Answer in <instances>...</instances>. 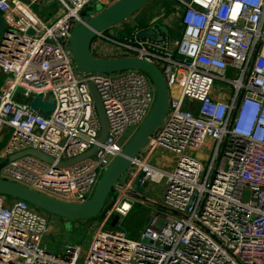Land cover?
Segmentation results:
<instances>
[{
  "label": "built area",
  "instance_id": "1",
  "mask_svg": "<svg viewBox=\"0 0 264 264\" xmlns=\"http://www.w3.org/2000/svg\"><path fill=\"white\" fill-rule=\"evenodd\" d=\"M55 1L58 15L44 19L35 0H0L10 28L0 53V136L10 134L0 150V161L7 159L0 178L81 202L121 152L125 133L149 114L156 86L141 69L79 70L72 31L90 2L106 0ZM175 1L179 36L138 38V27H125L93 39L96 56L157 65L169 105L88 246H49L55 215L0 193V264H264V0ZM91 82L108 122L103 142ZM49 95L52 110L31 107ZM94 145L92 155L62 164ZM29 149L53 161L28 152L11 157ZM158 149L172 154L173 166L149 160ZM137 179L138 187L161 183L164 192L133 238L121 219L135 203L146 204L133 188ZM116 214V225L104 226Z\"/></svg>",
  "mask_w": 264,
  "mask_h": 264
},
{
  "label": "water",
  "instance_id": "2",
  "mask_svg": "<svg viewBox=\"0 0 264 264\" xmlns=\"http://www.w3.org/2000/svg\"><path fill=\"white\" fill-rule=\"evenodd\" d=\"M148 1L150 0H116L112 4L100 11H96L95 13L84 11L83 21L75 26L70 37L75 63L79 70L114 72L130 68L141 69L153 79L156 86V99L149 114L124 144L121 152L113 158L104 170L92 196L81 202L62 201L41 193L22 183L4 178H0L1 194L22 198L31 204L56 216L65 218L68 221L92 219L95 217H98L99 219L105 218L106 213L112 204V200L109 197L111 194L115 193L114 189L120 188L121 184L127 180V169L131 165L132 160L148 145L151 135L164 119L168 110L169 94L163 73L157 65L138 56L117 58L96 56L92 52V42L98 32L108 31L120 24ZM138 28L139 29L136 32L138 38L149 37L162 40L165 36L170 35V29L167 23L164 20H160L159 17L155 19V26H141ZM9 30L10 28L5 21L3 14L0 12V53L3 49V44ZM89 86L101 118L102 132L99 140L100 142H103L107 137L108 122L100 95L95 85L91 82ZM52 98L51 95L47 96V98L41 96L35 97L31 101V107L36 110L48 112L55 106ZM97 148L98 145H94L86 153L79 155L72 160L62 162V164H70L88 157L92 155ZM27 152L38 155L51 162L53 161L50 156L34 149L26 150L11 157L13 158ZM6 161L7 159L0 161V170L6 164ZM139 181L140 179H137L133 183V188L142 194L149 183L145 181L143 185L138 187ZM118 220L119 215L116 214L111 222L112 226H115Z\"/></svg>",
  "mask_w": 264,
  "mask_h": 264
},
{
  "label": "rangeland",
  "instance_id": "3",
  "mask_svg": "<svg viewBox=\"0 0 264 264\" xmlns=\"http://www.w3.org/2000/svg\"><path fill=\"white\" fill-rule=\"evenodd\" d=\"M116 0H106L105 4L97 1H92L89 3L88 8L85 10L88 13H95L96 11H100L103 8L107 7L108 5L112 4ZM177 2L175 0H150L147 3H145L139 10H137L135 13H133L130 17L125 19L123 22L120 24L116 25L113 27L111 30L116 31L119 29L125 28V33H129L130 31L129 28V22L132 19V17H135V21H137L139 24L142 26H150L152 25V22H154L153 18L156 16L159 17L160 20H164L165 18L168 19V23L170 28V33L171 36H179L181 31H182V26L180 25V13L179 14L175 13L176 12V4ZM176 4V5H175ZM172 5V6H171ZM175 5V6H174ZM34 11L37 12L38 6L35 4L32 6ZM181 10V9H180ZM58 15V4H56L55 8L53 9L52 12L49 14H45L47 19H54ZM4 81V76H0V91H1V84ZM228 86L227 82H225ZM138 128V126H132L124 135V139L126 142L128 139L132 136L134 131ZM1 135V133H0ZM10 134L4 133L3 136H0V150L2 147H4L8 140H9ZM143 154V153H142ZM167 155H172L171 153L167 152ZM132 167L130 165L127 169V172L129 174V169ZM128 177V176H127ZM99 182V181H98ZM151 189L149 192H146V194H143V198L146 199L147 201L146 204H141V203H135L134 207L132 210L129 212V214L121 219V225L129 231V235L133 238H138L141 234V231L143 229V225L145 221L149 218L151 214V208H150V201L153 203L157 204H162L158 201L161 200V193L163 190V184L161 183H153L150 185ZM115 193L111 194L109 197L111 200L116 198V196L119 195V190H115ZM149 196V197H148ZM162 209V207H160ZM56 216V215H55ZM60 217V216H56ZM80 221V228L72 227L71 222L65 221L63 227V233L62 234H55V233H49L48 236V245H54L56 242H65L69 239H72L73 243H80L82 244L83 247L88 246V241L92 237L93 230L95 227L100 226L102 224V219L99 220L98 217L92 218V219H81L78 220ZM106 227H111V222H105L104 223ZM57 225V224H56ZM57 232L58 229H55ZM58 233V232H57Z\"/></svg>",
  "mask_w": 264,
  "mask_h": 264
},
{
  "label": "crops",
  "instance_id": "4",
  "mask_svg": "<svg viewBox=\"0 0 264 264\" xmlns=\"http://www.w3.org/2000/svg\"><path fill=\"white\" fill-rule=\"evenodd\" d=\"M25 1H31V0H25ZM35 4L38 6L37 13H39L44 19H47L45 14H49L50 12H52L53 9L55 8L57 2L55 0H35V2L32 3V6H34ZM176 7H177V5H176ZM156 18H157V16L155 18L151 19V20L154 21ZM164 21L167 23V25H168V27L170 29L171 27L169 26L168 19L165 18ZM127 25H129V28H128V30L130 29V31H128L129 33L132 32L133 30H135L137 27H141L142 26L137 21H135V17H132V19L130 20L129 24H127ZM142 151H141V153H142ZM149 160L152 163H154V164L163 165V166H173V164H174L173 156L172 155H167V152L163 151L161 149L156 150L152 154V156L149 158ZM151 184H153V183H149L147 188H146V190L142 194H146V192H149L150 190H152L151 186H150ZM163 192H164V186H163V190H162V193H161V200L158 201L160 203H162ZM149 204H150L151 211L153 210L152 207H159V204L153 203L152 201H150ZM147 220L145 221L144 225L146 224ZM65 221H68V220L65 219V218H62V217L54 216L52 218V227H51L50 233H55V234H59V235L62 234L63 233L62 229H63V227H65V225H64ZM69 222H71V226L72 227H76L78 229L81 227L80 224H79L80 221H69ZM144 225H143V227H144ZM55 229H58V231H57L58 233L55 231ZM67 241L68 242H72V239H69ZM56 243L60 244L62 242L59 241V242H56ZM58 244H54L53 247L57 246Z\"/></svg>",
  "mask_w": 264,
  "mask_h": 264
},
{
  "label": "trees",
  "instance_id": "5",
  "mask_svg": "<svg viewBox=\"0 0 264 264\" xmlns=\"http://www.w3.org/2000/svg\"><path fill=\"white\" fill-rule=\"evenodd\" d=\"M86 11V10H85Z\"/></svg>",
  "mask_w": 264,
  "mask_h": 264
}]
</instances>
